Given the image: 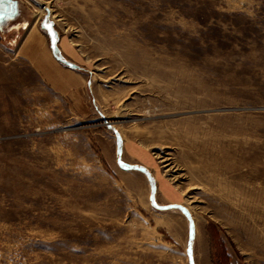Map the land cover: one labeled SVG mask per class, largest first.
<instances>
[{"label":"rangeland","instance_id":"1","mask_svg":"<svg viewBox=\"0 0 264 264\" xmlns=\"http://www.w3.org/2000/svg\"><path fill=\"white\" fill-rule=\"evenodd\" d=\"M18 2L0 264H264V0ZM47 11L71 86L17 52Z\"/></svg>","mask_w":264,"mask_h":264},{"label":"crops","instance_id":"2","mask_svg":"<svg viewBox=\"0 0 264 264\" xmlns=\"http://www.w3.org/2000/svg\"><path fill=\"white\" fill-rule=\"evenodd\" d=\"M47 36V35H46ZM46 44V51L44 52V47ZM57 44H58V40H57ZM41 45L40 48H36L35 46ZM34 47V48H33ZM59 54H61V51L59 50V48L57 47ZM49 47L47 46V38L45 36H43L42 33H40L38 30L37 32H35V36L33 40L27 41L25 43V40H21L20 44H19V49H18V53H20V55H23L22 57H27V58H33V60L35 61V69L36 71L45 76V80L47 79V81H55V85L57 87H64L69 83L70 86L72 85V82L74 80V75H76V73H74V71L79 70V68L77 67V65L73 64L76 68H69L67 67L65 70L66 72H64L67 76H69V78H66L67 76L61 78V70L62 67L61 65L65 66L64 64L58 62L53 56L52 53L50 51L49 54ZM46 59V63L42 62L44 61V59ZM38 59H40V61H38ZM43 60V61H42ZM41 62V63H40ZM61 64V65H60ZM52 68V70H55L57 77L53 76L52 72H49L47 74H45L46 70H50ZM68 71V72H67ZM60 76V78L58 77ZM76 82V80H75ZM64 83V84H62Z\"/></svg>","mask_w":264,"mask_h":264},{"label":"water","instance_id":"3","mask_svg":"<svg viewBox=\"0 0 264 264\" xmlns=\"http://www.w3.org/2000/svg\"><path fill=\"white\" fill-rule=\"evenodd\" d=\"M15 9L14 13L9 15L5 19H0V32L3 34L9 33L10 31L16 30L22 26L21 15L22 11L19 6L18 0L13 5ZM41 28L46 33L49 40V48L51 50L52 56L60 63L64 64L69 68H76L73 64L64 61L57 49V34L55 32L53 24L49 21L48 15L44 16L41 22Z\"/></svg>","mask_w":264,"mask_h":264},{"label":"snow or ice","instance_id":"4","mask_svg":"<svg viewBox=\"0 0 264 264\" xmlns=\"http://www.w3.org/2000/svg\"><path fill=\"white\" fill-rule=\"evenodd\" d=\"M15 3L16 0H0V19H5L14 13L13 5Z\"/></svg>","mask_w":264,"mask_h":264},{"label":"bare ground","instance_id":"5","mask_svg":"<svg viewBox=\"0 0 264 264\" xmlns=\"http://www.w3.org/2000/svg\"><path fill=\"white\" fill-rule=\"evenodd\" d=\"M45 9H47V8H45ZM46 15H48V18H49L50 17V12L47 11Z\"/></svg>","mask_w":264,"mask_h":264}]
</instances>
